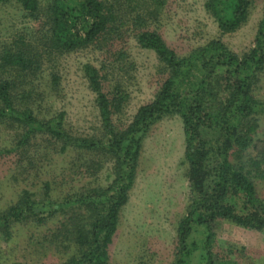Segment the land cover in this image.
Segmentation results:
<instances>
[{"label": "rangeland", "instance_id": "1", "mask_svg": "<svg viewBox=\"0 0 264 264\" xmlns=\"http://www.w3.org/2000/svg\"><path fill=\"white\" fill-rule=\"evenodd\" d=\"M98 1L111 20L108 34L81 48L62 51L51 48L46 40L51 33L47 22L53 18V0H37L35 17L29 16L18 0H0V78L15 79L19 92L26 88L22 109L30 110L33 125L28 144L17 147L20 128L7 119L0 123V214L14 216V211H8L13 206L35 208L22 221L0 223V228L7 225L10 232L5 239L0 229L2 264H60L79 253L77 248L84 247L85 238L75 232L64 240L61 233L63 224L68 226L73 217L81 216V235L91 237L96 209L76 207L71 201H75V194L103 195L111 185L116 190L115 179L124 180L118 158L106 151L108 141L115 132L126 129L140 106L153 100L169 74L151 49L138 45V32H158L179 57L212 40L242 56L254 46L264 12V0H248L242 24L232 32H222L205 7L207 0ZM21 48L39 55L40 69L34 75L20 71L13 57L6 58L7 53ZM86 64L102 75V92L109 95L119 86L128 96L120 111L110 116L99 114L96 93L83 71ZM253 94L264 104V70ZM252 122L253 145L231 154V160L246 166L260 162L255 168L263 170V176L255 177L254 184L257 197L264 202V112ZM58 123L60 129H56ZM52 132H58L59 138ZM75 139L89 148L76 147ZM65 140L72 144L65 146ZM97 142L101 146L91 148ZM120 146L137 147L138 157L127 201L118 212L116 232L108 245L106 264H173L177 222L186 215L188 205L181 119L178 115L164 116L147 129L126 136ZM60 202L63 204L58 207ZM43 203L42 210L51 211V218L42 223L30 220L40 210L36 205ZM210 231L212 237L207 241L201 227L190 236L197 242L205 241L216 262L264 264L263 232L223 220L214 221ZM189 261L201 264L203 257L195 253Z\"/></svg>", "mask_w": 264, "mask_h": 264}, {"label": "trees", "instance_id": "2", "mask_svg": "<svg viewBox=\"0 0 264 264\" xmlns=\"http://www.w3.org/2000/svg\"><path fill=\"white\" fill-rule=\"evenodd\" d=\"M18 1L29 16L35 17L37 0ZM205 7L222 32H232L245 20L248 0H207ZM52 9L53 18L47 22L51 33L46 38L51 48L70 51L108 34L111 20L104 12L106 8L101 1L53 0ZM135 37L140 47L151 49L156 54L169 74L153 100L140 106L126 129L115 132L108 141L106 151L118 158L117 165L124 172V180L115 179L116 190L112 185L107 186L104 193L111 190L113 193L106 198L102 197L108 195L104 193L97 197L75 194L78 200L71 201L72 205L91 206L97 212L91 222L89 238L81 235L83 229L78 222L81 216L79 219L73 217V222L68 226L63 224L61 233H64V240L67 234L78 232L79 237L85 238L82 243L85 244L84 247L78 246L79 253L60 264L107 263L108 245L116 232L118 212L127 201V190L132 184L138 157L137 147L120 145L129 134L147 129L168 115H178L182 122L188 192L187 213L177 222L175 230L173 264H189L190 256L195 253L203 257L201 264H227V260L216 262V255L208 250L206 242H197L190 235L196 227H201L207 241L212 237L210 228L216 220L264 233V202L257 197L254 184L255 177L263 176V170L257 171L260 162L254 161L246 166L231 160V154L242 153L253 145L251 133L255 124L252 121H255L258 113L264 112L263 102L253 94L258 77L264 70V12L256 30L254 46L242 56L232 52L219 40H212L188 56L179 57L156 31L142 30ZM38 56L37 52L21 48L7 53L6 58L13 57L20 71L34 75L40 69ZM83 71L88 85L96 93L99 114L110 116L120 111L128 96L121 93L119 86H115L108 95L102 92V75L98 69L86 64ZM26 92V88L19 92L15 79L0 78V123L7 119L20 128L19 138L15 142L17 147L28 144L29 128L33 127L29 122L32 120L30 110L22 109L21 98ZM60 128L61 123H58L56 129ZM212 131L215 134L211 135ZM52 136L59 138L58 132H52ZM69 140L63 141L65 146L72 144ZM73 143L78 148L83 145L89 148L80 139L73 140ZM99 145L97 142L91 148ZM262 159L264 161V157ZM61 204L63 202L57 206ZM43 205L46 206L44 203L36 205L40 210L30 220L42 223L51 218L53 213L43 211ZM34 209V206L29 209L13 206L8 209L14 211V216L11 214L13 218L6 214L8 212H3L0 223L8 225L11 219L22 221L24 215H31ZM7 225L0 228L4 237L10 233Z\"/></svg>", "mask_w": 264, "mask_h": 264}]
</instances>
